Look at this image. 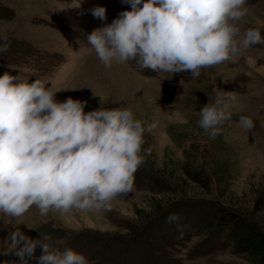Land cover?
Returning <instances> with one entry per match:
<instances>
[{"label":"rangeland","instance_id":"rangeland-1","mask_svg":"<svg viewBox=\"0 0 264 264\" xmlns=\"http://www.w3.org/2000/svg\"><path fill=\"white\" fill-rule=\"evenodd\" d=\"M97 6L107 9V21L91 14ZM246 6L241 30L259 28L264 38V0H247ZM129 10L121 0H0V37L10 42L0 53V76L52 81L58 102H86V113L127 106L138 119L158 123L145 133V162L135 173L134 191L115 199L110 210L41 217L33 207L19 219L0 214V264H20L8 242L15 229L32 240H61L90 264H254L233 251L225 230H208L202 220L217 206L251 212L264 191V44L202 69L195 79L188 72L142 70L135 62L106 70L94 52H80L77 40L87 46V34ZM221 92H234L235 99L224 97L231 119L211 138L198 127L199 111ZM241 116L254 121L252 132L240 126ZM185 162L205 173L207 189L188 180ZM41 253L38 246L35 256Z\"/></svg>","mask_w":264,"mask_h":264},{"label":"clouds","instance_id":"clouds-1","mask_svg":"<svg viewBox=\"0 0 264 264\" xmlns=\"http://www.w3.org/2000/svg\"><path fill=\"white\" fill-rule=\"evenodd\" d=\"M131 10L94 29L81 44L111 70L114 64L135 62L140 69L174 76L233 60L247 49L264 44L259 28L241 30L248 15L247 0H121ZM91 14L107 21V9ZM10 42L0 37V53ZM79 52V53H80ZM51 84V87L48 85ZM183 84V80L181 81ZM56 85L5 72L0 76V214L19 219L33 207L41 217L50 212L108 211L120 196L134 191L135 173L145 162V133L158 123L138 119L129 107L85 112L86 102L71 97L56 100ZM222 93V92H221ZM222 93L201 107L198 127L215 138L219 126L231 119ZM95 94V93H94ZM239 124L252 132L254 121ZM175 217H169L172 221ZM20 264H90L63 241L44 235L32 240L20 229L9 241ZM42 253L35 256L37 247ZM7 264V262H5Z\"/></svg>","mask_w":264,"mask_h":264},{"label":"trees","instance_id":"trees-1","mask_svg":"<svg viewBox=\"0 0 264 264\" xmlns=\"http://www.w3.org/2000/svg\"><path fill=\"white\" fill-rule=\"evenodd\" d=\"M196 155L193 159H196ZM184 158L187 162L189 154L184 153ZM183 171L188 180L197 183L202 188H208L209 179L205 173L193 169L187 163ZM223 175L225 180L229 179L226 166L223 169ZM157 182L161 183L158 179ZM168 190L173 193V189L168 188ZM256 214L258 216H255ZM202 221L208 230L211 228L225 230L236 254L247 255L254 264H264V191L259 192L256 199L253 200L251 212L217 206L211 217Z\"/></svg>","mask_w":264,"mask_h":264}]
</instances>
